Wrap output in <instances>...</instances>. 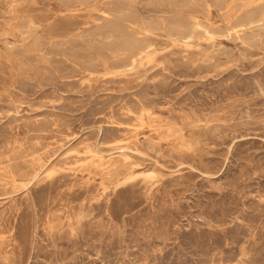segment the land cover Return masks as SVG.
I'll list each match as a JSON object with an SVG mask.
<instances>
[{"label":"rangeland","instance_id":"1","mask_svg":"<svg viewBox=\"0 0 264 264\" xmlns=\"http://www.w3.org/2000/svg\"><path fill=\"white\" fill-rule=\"evenodd\" d=\"M0 264H264V0H0Z\"/></svg>","mask_w":264,"mask_h":264},{"label":"bare ground","instance_id":"2","mask_svg":"<svg viewBox=\"0 0 264 264\" xmlns=\"http://www.w3.org/2000/svg\"><path fill=\"white\" fill-rule=\"evenodd\" d=\"M103 1V0H102ZM206 1V0H205ZM243 1V0H242ZM33 3V2H32ZM141 3V2H140ZM19 4V3H18ZM238 5V4H237ZM85 6V5H84ZM229 7V6H228ZM165 8V7H164ZM177 9V8H176ZM248 9V8H247ZM204 10V9H203ZM192 11V10H191ZM229 11V10H228ZM197 12H198V10H197ZM103 13V12H102ZM101 13V14H102ZM105 13V12H104ZM106 14V13H105ZM104 14V16H106L107 17V14L105 15ZM167 15V14H166ZM171 16V15H170ZM28 17V16H27ZM111 17V16H110ZM26 18V17H25ZM146 18V17H145ZM116 20V19H115ZM175 21V20H174ZM229 21V20H228ZM177 22V21H176ZM124 23V22H123ZM127 23V22H126ZM251 23V22H250ZM132 25V24H131ZM178 25V24H177ZM228 25H229V23H228ZM181 26V25H180ZM183 27V26H182ZM117 29L118 30H120L121 32H123V29H122V26H120L119 24H117ZM183 29V28H182ZM124 30H125V28H124ZM127 30H129L128 28H127ZM133 31V30H132ZM230 31V30H229ZM115 32V31H114ZM176 32V31H175ZM136 33V32H135ZM134 33V34H135ZM181 33V32H180ZM241 34V33H240ZM175 35V34H174ZM185 35H186V33H185ZM184 38H186V37H184ZM137 39V38H136ZM139 39V38H138ZM81 40V39H80ZM190 42V41H189ZM125 43V42H124ZM131 43H133V44H131ZM143 43V42H142ZM142 43H138L137 41H135V40H133L132 38H130V37H128V38H126V44H129V45H136V46H134V50L133 49H131V50H133L132 51V55H131V60H132V63L133 64H135L137 61H138V59H149V60H151V59H153V57H154V49L151 47V46H149V45H144V44H142ZM16 44V43H15ZM20 45V44H19ZM125 47H128L127 45L125 46ZM133 47V46H132ZM201 48V47H200ZM14 49V48H13ZM90 49V48H89ZM128 49V48H127ZM11 50V49H10ZM124 52V51H123ZM131 52V51H130ZM126 53V52H125ZM109 54V53H108ZM99 58V57H98ZM119 58V57H118ZM97 62V61H96ZM201 63H203V62H201ZM146 64V63H145ZM145 67V66H144ZM132 68V67H131ZM138 69V68H137ZM114 71V70H113ZM108 72V71H107ZM110 72V71H109ZM115 72V71H114ZM95 76V75H94ZM124 77V76H123ZM127 111V110H126ZM14 114V113H13ZM162 120V119H161ZM148 121V120H147ZM56 125V124H55ZM161 127V126H160ZM154 128V127H153ZM163 128V127H162ZM201 128V127H200ZM172 129V128H171ZM154 131V130H153ZM80 135V134H79ZM179 138V137H178ZM135 139V138H134ZM89 142V141H88ZM121 142H123V141H121ZM115 143H116V141H115ZM111 144V143H110ZM109 144V145H110ZM119 144V143H118ZM188 145V144H187ZM87 146V145H86ZM95 146H97V145H95ZM181 148V147H180ZM186 148V147H185ZM184 148V149H185ZM87 149V148H86ZM183 149V150H184ZM80 150V149H79ZM90 150V149H89ZM88 150V151H89ZM189 151V150H188ZM95 152V151H94ZM97 152H99V151H97ZM105 153V152H104ZM82 154V153H81ZM84 154V153H83ZM100 154V153H99ZM91 155H93V154H91ZM55 156V155H54ZM94 156H98L99 158H100V160L101 161H105V159L104 160H102V157H100L99 155H97L96 153H94ZM92 157V156H91ZM90 157V158H91ZM89 159V158H88ZM93 159H95L94 157L92 158V160ZM111 159V158H110ZM90 160V159H89ZM98 161H99V159H97ZM95 161V160H94ZM154 161V160H153ZM90 162V161H89ZM100 162V161H99ZM99 162H97V163H99ZM87 163V162H86ZM96 163V162H95ZM94 163V164H95ZM101 163V162H100ZM103 163V162H102ZM10 164V163H9ZM105 163H103L102 165H104ZM76 165H78V164H76ZM83 165V164H82ZM97 165V164H96ZM69 166V165H68ZM137 166V165H136ZM105 168V167H104ZM56 169V168H55ZM60 169V168H59ZM68 170H70V169H68ZM93 172H95V170L93 171ZM50 174V173H49ZM147 174V173H146ZM37 176V175H36ZM45 177V176H44ZM38 179V178H37ZM24 182V181H23ZM26 182V181H25ZM18 183V182H17ZM22 183V182H21ZM102 191V190H101ZM105 192V191H104Z\"/></svg>","mask_w":264,"mask_h":264}]
</instances>
